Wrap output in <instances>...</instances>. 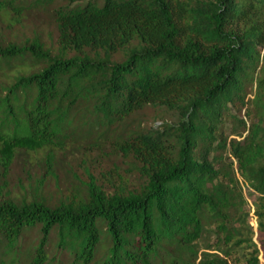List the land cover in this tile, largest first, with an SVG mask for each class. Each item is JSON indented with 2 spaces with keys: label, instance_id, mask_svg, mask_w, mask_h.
I'll list each match as a JSON object with an SVG mask.
<instances>
[{
  "label": "trees",
  "instance_id": "obj_1",
  "mask_svg": "<svg viewBox=\"0 0 264 264\" xmlns=\"http://www.w3.org/2000/svg\"><path fill=\"white\" fill-rule=\"evenodd\" d=\"M29 8H52L58 35L0 38V62L20 64L0 95V264H237V173L259 194L261 247L246 262L260 264L264 0H0L15 22ZM231 109L248 117L242 139L224 132ZM73 149L84 174L71 169L77 184L57 198L39 182L30 199L6 190L17 152H42L43 177L58 179ZM92 150L126 167L97 171ZM210 222L223 251L199 249Z\"/></svg>",
  "mask_w": 264,
  "mask_h": 264
},
{
  "label": "rangeland",
  "instance_id": "obj_2",
  "mask_svg": "<svg viewBox=\"0 0 264 264\" xmlns=\"http://www.w3.org/2000/svg\"><path fill=\"white\" fill-rule=\"evenodd\" d=\"M12 22V23H11ZM12 24V25H11ZM39 33L42 38L48 43H55L58 35L57 26L54 20L52 8H29L24 12L20 22L10 19L9 14L0 16V38L7 40H16L18 42L24 40L28 36ZM18 63H2L0 62V95L3 93V86L11 82L14 73L16 72ZM152 112V110H150ZM161 115L165 119L174 121L177 117L172 112L166 111ZM248 122V117L245 115V110L238 112L236 109H231L222 122L225 134L229 139L238 137V131H241L244 124L241 119ZM37 152L19 151L8 171L5 173L3 183H6V190L12 196L21 200L23 198H31L35 191L36 184L43 183L40 193L48 198L58 197L61 191H67L69 188L77 184L71 169L78 171L81 174V158L84 157L82 151L76 149L59 153L58 161V179L54 177H43L45 172L44 164L41 161L43 154ZM90 154L89 161L92 162L93 168L97 171L108 169L114 164H120L123 170L125 165L120 156L101 155L98 150L88 151ZM211 156H215L216 160L231 162L236 161L232 157L229 148L221 151L218 147L214 148ZM0 165V177L3 178ZM239 177V185L235 188L234 206L231 208V221L229 226L234 234V241L243 239V244L232 247L233 258L237 264H247V259L251 256V251L254 249V244L261 247L259 243V225L257 217V206L259 194L251 187L249 181L245 180L241 174ZM227 184V180H223ZM34 185V186H33ZM218 235L217 225L214 222L207 223L203 236L198 241V246L201 251L221 250L225 249L224 244H217L216 237ZM6 248L0 244V254L4 255ZM14 252H10L6 257L12 259ZM260 264H264V251L260 252ZM235 262V263H236Z\"/></svg>",
  "mask_w": 264,
  "mask_h": 264
}]
</instances>
